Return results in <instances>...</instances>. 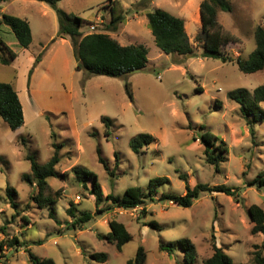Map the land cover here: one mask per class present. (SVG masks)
Listing matches in <instances>:
<instances>
[{
  "label": "rangeland",
  "instance_id": "obj_1",
  "mask_svg": "<svg viewBox=\"0 0 264 264\" xmlns=\"http://www.w3.org/2000/svg\"><path fill=\"white\" fill-rule=\"evenodd\" d=\"M109 1L62 0L59 7L86 22L85 34L98 33L111 22ZM118 1L126 19L119 39L112 35L122 45L143 44L149 51L147 67L127 78L78 71L71 42H56L58 19L49 5L10 0L2 6L0 18L8 14L30 23V53L44 57L51 52L42 65L31 63L26 51L13 65L0 63V82L13 83L25 112V125L15 132L0 120V243L4 245L0 264H31L27 249L56 264H129L141 246L147 253V264H187L179 245L184 239L197 248L198 258L193 264H204L213 254V236L235 264H257V253L264 257V236L252 234L249 209L253 205L264 208V185H251L264 180V119L248 126L240 105L229 98V93L238 89L254 92L264 85V70L245 74L236 63L204 60L203 49L195 40V57L166 55L156 46L148 27L149 12L163 9L177 17L182 15L191 39L200 32L204 0H154L146 8L138 5L142 0ZM178 4L181 7L174 9ZM232 5L231 13L219 12L218 21L240 41L225 50L234 59L248 58L256 49V29L264 28V0H232ZM91 25L96 26L95 31ZM0 38L8 45L17 42L6 25L0 26ZM126 82L133 101L126 92ZM261 107L264 109V104ZM103 117L114 123L109 130ZM205 132L224 140L229 148L228 161L219 171L207 162L201 141L194 140ZM140 135H150L156 141L136 154L130 143ZM53 144L62 146L56 167L59 177L48 180L49 189L44 194L53 203H43L27 156L36 155L44 167L55 154ZM98 149L109 172L99 161ZM74 167L95 173L104 197H123L133 187L149 192L150 182L159 178L168 182L160 184L155 201L143 207L123 210L109 202L97 206L90 193L91 183L85 186L79 182L72 172ZM25 176L33 185L24 180ZM187 184L192 189L199 184L226 186L236 191V196L207 192L190 208L159 200L163 194L184 196ZM8 187L16 190L14 199L20 206V217L15 220ZM71 205L78 213L111 210L74 230L67 213ZM112 221L123 223L133 237L122 252L106 239ZM152 221L161 229L147 226ZM13 240L25 243L24 247H13ZM161 242L174 244L173 253L160 251ZM100 253L108 255L105 263L92 257Z\"/></svg>",
  "mask_w": 264,
  "mask_h": 264
},
{
  "label": "trees",
  "instance_id": "obj_2",
  "mask_svg": "<svg viewBox=\"0 0 264 264\" xmlns=\"http://www.w3.org/2000/svg\"><path fill=\"white\" fill-rule=\"evenodd\" d=\"M10 0H0V9L4 3ZM49 5L56 13L58 19V37L67 39L71 42L74 57L77 61V70L85 71L90 75L105 76L110 78H127L134 73L143 71L149 62V51L145 45H121L114 39L111 33L118 32L125 22L126 12L117 0H110L111 22L106 30L98 33H84L83 27L86 23L82 18L69 15L59 7L62 0H36ZM154 0H142L139 6L144 8L152 4ZM233 11L232 0H204L200 5L201 29L196 36L195 41L201 45L203 53L202 59H216L223 63H236L241 72L245 74H255L264 70V28L258 27L255 31L256 49L248 58L238 57L232 58L225 50V47L239 43V38L225 31L224 27L218 21L219 12L231 13ZM148 27L154 37L156 46L166 55H175L181 57H195L196 51L190 42L189 35L186 30L185 21L178 18L163 9H154L147 14ZM8 26L19 44V47L28 50L33 43V34L30 23L26 19L17 16L3 14L0 18V26ZM42 54L36 58L35 65L42 61ZM18 58V54L14 52L0 38V63L4 66L10 65ZM36 67V66H35ZM194 79V78H193ZM126 92L131 101L134 100L131 86L128 82L125 84ZM202 91V88H197ZM229 98L240 105L241 114L246 119L247 125L252 126L253 122L262 121L264 119V85L258 87L254 92L247 89H238L229 93ZM259 114V116H258ZM0 120L5 122L9 129L13 132L21 129L25 125L24 108L17 90L13 83L0 82ZM107 130L113 125V121L108 117H103ZM253 133V130L251 131ZM107 135L109 132L107 131ZM254 135V133H253ZM195 141L200 140L205 148V156L210 165L216 167L228 161V146L224 140H221L211 132L203 133L200 138H194ZM156 139L150 135H140L131 141L130 146L133 152L140 154L145 145L155 142ZM55 154L46 166L38 163L36 155H28L27 160L31 162L32 175L36 186L39 189V198L43 203H53L50 198L45 197V192L49 189L48 180L50 178L59 177L56 167L60 163L61 145L53 144ZM99 161L104 165L107 172L110 171L108 163L104 160L101 150H97ZM0 161H3L0 158ZM76 179L87 186L91 183V195L96 200V205L100 206L104 202H109L111 207L132 210L145 206L148 202H154L158 194L157 187L160 184L167 183V178H159L150 182L149 192L143 191L141 188H129L123 197L114 196L112 194L104 197L102 187L99 183L98 176L87 171L85 168L74 167L72 169ZM182 179L187 182V177L182 175ZM24 180L33 185V181L29 176H25ZM259 183V187L264 185V180H256L251 185ZM187 192L184 196L174 194H163L160 201H170L175 205L190 208L194 202L201 198L202 194L207 192L224 193L228 196H236V191L226 186L210 187L208 185L199 184L195 188H191L189 184L186 186ZM11 207L16 211L12 219L20 217L19 204L14 199L17 192L14 188L8 187ZM99 210L96 214L90 212L78 213L74 205L67 210L68 215L72 219L71 227L74 230H81L83 226L93 221L100 213L110 211ZM250 221L254 224L252 229L253 235L264 236V208L253 205L249 209ZM23 221L30 224L28 218L23 217ZM110 233L106 237L110 244H114L119 252L123 251L125 245L133 239L130 232L123 223L112 221L110 224ZM147 226L160 230V225L152 221ZM5 233V227L1 229ZM40 244L42 242H39ZM13 247H24L25 243L17 240L11 242ZM182 250L185 252L187 264H193L198 258L197 248L189 239L179 242ZM174 244L160 243V251L173 253ZM4 245L0 243V251H3ZM213 254L204 261V264H235L233 260L218 247L216 237L212 239ZM30 256L31 264H56L53 259H40L34 256L31 250L27 249ZM97 262L105 263L108 255L105 253L95 254L92 256ZM257 264H264V257L261 253H257ZM2 264H9L3 262ZM129 264H147V253L144 247H140L135 258Z\"/></svg>",
  "mask_w": 264,
  "mask_h": 264
},
{
  "label": "crops",
  "instance_id": "obj_3",
  "mask_svg": "<svg viewBox=\"0 0 264 264\" xmlns=\"http://www.w3.org/2000/svg\"><path fill=\"white\" fill-rule=\"evenodd\" d=\"M118 1V0H117ZM119 2V1H118ZM203 2V1H202ZM5 4V3H4ZM3 4V5H4ZM2 5V6H3ZM2 6H1V11L0 12H3V9H2ZM181 6H180V4H178L177 5V7H175L174 9H176V10H178L179 8H180ZM111 15V14H110ZM173 15V14H172ZM147 16V15H146ZM177 17V16H176ZM199 17V16H198ZM178 18H182L184 21H185V19L182 17V15H178ZM101 22H103V21H101ZM186 22V21H185ZM200 23H201V19H200ZM187 27V26H186ZM121 30L122 29H120L118 32H115V33H111L110 32V35L114 38V39H116L119 43H120V41L118 40L119 39V37L121 36L120 34H121ZM186 30H187V28H186ZM112 34H115L116 36H118V39L115 37V36H113ZM197 35V34H196ZM196 35L194 36V38H191L190 39V42H191V44H193L194 43V40H195V38H196ZM57 40H56V42L57 41H60L61 43H69L70 41L69 40H67V39H61V38H59V37H57L56 38ZM193 39V40H192ZM55 42V43H56ZM11 44H13V45H8L14 52H16L17 54H18V58L15 60V61H13L12 62V65L16 62V61H18L19 60V58H20V56H21V54H22V52H25L26 51V53L28 52V53H30L29 51H31L30 50V48L28 49V50H24V49H21L20 47H19V44H18V42H14V43H11ZM121 44V43H120ZM122 45V44H121ZM143 45V44H142ZM12 46H14V47H12ZM44 47H45V50L47 49V47H46V45H43ZM124 46H128V45H124ZM43 48V47H42ZM50 52H51V50H50ZM49 52V53H50ZM48 51H47V54L45 53L44 54V57H42V61L39 63V65H42L43 63H44V60L46 59V57L48 56ZM30 56H31V63H33L35 60H36V58L39 56L38 54H33L32 52L30 53ZM55 57H53L52 58V65H54V63H56V59H54ZM30 85H31V83H30ZM202 88V87H201ZM202 91H203V88H202ZM25 113V112H24Z\"/></svg>",
  "mask_w": 264,
  "mask_h": 264
},
{
  "label": "built area",
  "instance_id": "obj_4",
  "mask_svg": "<svg viewBox=\"0 0 264 264\" xmlns=\"http://www.w3.org/2000/svg\"><path fill=\"white\" fill-rule=\"evenodd\" d=\"M90 29H91V31H95L96 30V26L95 25H91ZM78 199H80V197H78Z\"/></svg>",
  "mask_w": 264,
  "mask_h": 264
}]
</instances>
